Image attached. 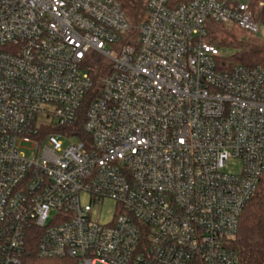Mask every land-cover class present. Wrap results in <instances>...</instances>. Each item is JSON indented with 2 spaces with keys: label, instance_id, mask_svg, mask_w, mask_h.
Here are the masks:
<instances>
[{
  "label": "built area",
  "instance_id": "1",
  "mask_svg": "<svg viewBox=\"0 0 264 264\" xmlns=\"http://www.w3.org/2000/svg\"><path fill=\"white\" fill-rule=\"evenodd\" d=\"M126 1L0 0V264L31 228L46 259L240 264L264 67L219 70L207 38L258 34L264 2L145 0L133 22Z\"/></svg>",
  "mask_w": 264,
  "mask_h": 264
},
{
  "label": "trees",
  "instance_id": "2",
  "mask_svg": "<svg viewBox=\"0 0 264 264\" xmlns=\"http://www.w3.org/2000/svg\"><path fill=\"white\" fill-rule=\"evenodd\" d=\"M139 1V0H138ZM264 2V0H261ZM144 8L141 9V12ZM218 28H233L224 25L213 24L209 30L207 41L215 45L220 50L232 48L238 52L230 58L221 57L219 59V70H228L235 65L254 67L264 64V46L251 50L249 45L240 41L218 37ZM99 59L89 62L88 68L96 76V70L100 66ZM263 66V65H262ZM80 123L82 118H80ZM78 124L79 129L82 126ZM80 131V130H79ZM24 252L22 254V264H78L75 259H46L38 255L40 232L31 228L26 231ZM230 248L238 255L240 264H264V175L258 190L247 204L241 218L239 231L230 240Z\"/></svg>",
  "mask_w": 264,
  "mask_h": 264
},
{
  "label": "rangeland",
  "instance_id": "3",
  "mask_svg": "<svg viewBox=\"0 0 264 264\" xmlns=\"http://www.w3.org/2000/svg\"><path fill=\"white\" fill-rule=\"evenodd\" d=\"M145 0H128L125 2V9L128 11L130 18L133 22L140 21L141 9L144 6ZM260 16V12L257 14V17ZM218 37H224L228 39H232L234 41H240L246 45H249V49L254 50L258 48H262L264 46V22H259V33L251 34L248 32H244L237 27L231 28H218L217 30ZM238 50H234L232 48H223L221 49V56L225 58H230L235 55ZM260 65V64H259ZM264 67V64H262ZM230 169H233L231 167Z\"/></svg>",
  "mask_w": 264,
  "mask_h": 264
}]
</instances>
